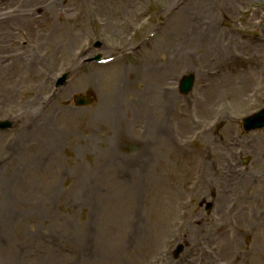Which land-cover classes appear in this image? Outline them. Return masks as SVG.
Here are the masks:
<instances>
[{
    "label": "rangeland",
    "instance_id": "374dc122",
    "mask_svg": "<svg viewBox=\"0 0 264 264\" xmlns=\"http://www.w3.org/2000/svg\"><path fill=\"white\" fill-rule=\"evenodd\" d=\"M54 1L0 4L44 10L1 25L12 30L0 38V74L11 75L0 122L15 131L0 132V142L22 125L33 133L16 149L0 146V264H264V131L239 125L264 107V49L253 46L264 41V0ZM128 50L113 66L93 61ZM75 57L85 67L73 68ZM64 74L71 82L62 87ZM189 74L195 90L184 96L178 81ZM119 82L123 134L97 118ZM79 95L91 103L77 105ZM132 96L141 113L126 108ZM46 119L49 137L37 143ZM194 148L225 157L201 170ZM216 170L238 178L222 192L223 214L229 179ZM237 181H247L238 192ZM185 229L187 243L175 237Z\"/></svg>",
    "mask_w": 264,
    "mask_h": 264
},
{
    "label": "bare ground",
    "instance_id": "6f19581e",
    "mask_svg": "<svg viewBox=\"0 0 264 264\" xmlns=\"http://www.w3.org/2000/svg\"><path fill=\"white\" fill-rule=\"evenodd\" d=\"M48 1V7H50V8H54L55 7V5H56V2L54 1V2H50V0H47ZM197 1H199V0H197ZM197 1L195 2V3H197ZM205 0H200V3H198V4H200V5H202L203 4V2H204ZM230 4V2L228 3V5ZM232 7H233V4H231L230 6H228L227 7V10L228 9H230V10H228V12H231L232 11ZM53 11V10H52ZM52 11H50V13L52 12ZM192 13L193 12H191V14L190 15H192ZM18 21H22V20H18ZM10 23H12V22H8V24H10ZM3 24V23H2ZM2 24H0V38H4V37H6V36H9V33H11V28L9 27V26H7L6 25V27H2L1 28V25ZM16 28H18V27H16ZM20 28H21V26H20ZM18 30V29H17ZM73 36V35H72ZM64 38V37H63ZM62 38V39H63ZM64 40V39H63ZM252 41H250V40H246L245 42H243L242 43V45H243V47L244 46H247V45H249L250 43H251ZM254 45V47L255 48H258L259 50H263L264 49V41L262 42V43H260V44H258V43H253ZM225 49H226V47H224ZM247 49V48H246ZM0 52H3L4 53V51H0ZM29 57V56H28ZM1 58H3V56L1 57ZM5 58H6V56H5ZM81 58H85V57H81ZM20 59H23V57H20ZM16 60H17V58H16ZM2 60H0V66L2 65V62H1ZM11 62H12V60H10ZM24 61H26V60H24ZM245 61V63L246 64H250V59H247V60H244ZM4 62V61H3ZM79 62H82L81 61V59H80V61ZM7 65V64H6ZM2 67V66H1ZM8 68V67H7ZM7 68H2V70H3V74H0V89H1V84L2 83H5V82H7L8 81V84H9V82H10V79H9V75L10 74H8L7 73V71H6V69ZM30 69H32V67L30 68ZM11 76V75H10ZM92 77H95V74H92L91 75V77L90 78H92ZM9 85H7V86H4V85H2V89H5L6 88V90H7V87H8ZM8 90H10L9 88H8ZM116 92H118L117 94H115V96H113V94H111V95H109L108 97H106V99L104 98L102 101H101V105H100V112H99V114L97 115V118H99L100 120H103V121H108L109 120V122L111 123V121H112V125H113V130H115L117 133H119V134H123L121 131H118V130H120V129H122V127L123 126H121V121L123 120V117H124V113H120V117H119V115L117 114V113H115L114 111H117V110H120L121 109V107H122V103H124V102H122V97H123V95H126L125 94V87L123 86V84H122V82H119L118 83V86H117V90H116ZM41 95V94H40ZM40 95H38L37 97H35L33 100H35V99H40V100H42L43 101V99H44V97H42V96H44L43 94H42V96L41 97H39ZM133 97V99L135 100H128L127 102H126V108H128V110H131V109H135V113L137 114V112L138 113H141L142 112V110L145 108L144 106H143V103H140V97H138V96H132ZM167 101H168V99L166 100V103H167ZM107 103H117V104H115V105H109V104H107ZM32 104H34V106H33V109L35 110V111H38V108H36V104L35 103H32ZM38 104V103H37ZM42 104V103H41ZM40 104V105H41ZM131 104H134V105H136V106H132V107H130L131 106ZM39 106V105H38ZM118 106V107H117ZM114 107H115V109H114ZM111 110V111H110ZM18 112H16V114H17ZM22 122V121H21ZM119 124V125H118ZM119 127H118V126ZM153 129L152 130H155L156 128L155 127H152ZM50 129H51V126H50V122H49V120H45L41 125H40V129L38 130V135H42V139L40 138V141H38L37 143H41V144H45V142H46V140H44L43 138H45V139H47V137H49V132H50ZM124 129V128H123ZM122 129V130H123ZM161 129V128H160ZM161 131H163V129H161ZM32 133H33V131H28V129H27V125H26V128H25V126H23L22 125V127H21V129L19 130V134H18V136L16 137V139L14 138V139H10L11 141H9V140H7L6 142H3L4 144H1V142H0V146L2 147V145L4 146V149H8V148H10V149H16V148H18V147H21L22 145H23V143H29L30 142V140L32 139ZM163 134H165L164 132H163ZM164 141H166V140H164ZM9 142V143H8ZM7 143V144H6ZM14 143V144H13ZM13 144V145H12ZM204 153H205V150H203V152H202V155H204ZM223 157H225L224 155H221V154H219V155H217V156H215L213 159H212V164H214L215 162H219L220 160L221 161H223ZM24 161L25 160H23V162L20 164V165H22L23 163H24ZM134 165V164H133ZM214 167H216L217 166V164H215V165H213ZM213 168V167H212ZM215 172V171H214ZM216 178H221V177H225V178H227V179H229V180H223V182L221 183V185H220V188H222L221 189V198H220V201H219V206H220V212L223 214L225 211H226V208H227V204H228V198H230V196H229V194L228 193H222V192H224L225 190H226V188L228 187V186H230L231 184H233L234 183V181H235V179L236 180H238V178L236 177L234 180H232L231 179V177L229 176V178L226 176V174H225V170H220V173H219V170L217 171L216 170ZM234 173V172H233ZM119 175H121V174H119ZM238 176V175H237ZM241 177V176H240ZM243 177V176H242ZM245 177H246V175H245ZM247 183V181H242V182H240V181H237V182H235V184L233 185V187H235L236 186V189H237V192L238 191H241L242 189H243V184L244 183ZM136 184V186L138 185V183H135ZM263 192H261V196H260V198H262L263 197V195H264V190H262ZM257 201V200H256ZM233 210V209H232ZM232 210H230V211H232ZM213 223V222H212ZM223 224V223H222ZM217 225V224H216ZM214 226H215V224H214ZM215 229H217V226H215ZM223 225H221V226H219L218 227V230L220 231V232H222L223 231ZM190 233V230H188V229H185L182 233H181V235L180 236H175L176 237V239L178 240H181L182 242H184V243H187V241H188V239L190 238V236H188V234ZM195 243H197V242H195ZM199 245H200V243H199ZM239 253V251L238 252H236L235 253V255H237ZM55 257H59V256H55ZM160 264H166V262H163V259H161L160 260V262H159ZM183 264H192V262H188V263H183ZM229 264H240V262L237 260V259H230V261H229Z\"/></svg>",
    "mask_w": 264,
    "mask_h": 264
},
{
    "label": "water",
    "instance_id": "95a60500",
    "mask_svg": "<svg viewBox=\"0 0 264 264\" xmlns=\"http://www.w3.org/2000/svg\"><path fill=\"white\" fill-rule=\"evenodd\" d=\"M188 83H186L188 90H190L191 85L193 83V78H189ZM260 126H264V111L262 113H260L256 119H254L253 121H251V127L248 130H252L255 129L257 127Z\"/></svg>",
    "mask_w": 264,
    "mask_h": 264
}]
</instances>
